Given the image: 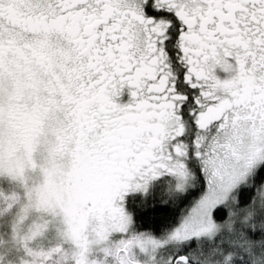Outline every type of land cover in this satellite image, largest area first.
Returning <instances> with one entry per match:
<instances>
[{
	"label": "snow or ice",
	"instance_id": "1",
	"mask_svg": "<svg viewBox=\"0 0 264 264\" xmlns=\"http://www.w3.org/2000/svg\"><path fill=\"white\" fill-rule=\"evenodd\" d=\"M0 264H264V0H0Z\"/></svg>",
	"mask_w": 264,
	"mask_h": 264
}]
</instances>
